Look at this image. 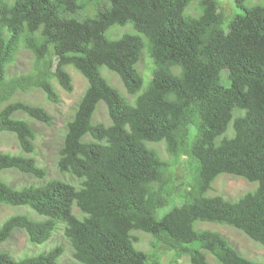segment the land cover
I'll return each instance as SVG.
<instances>
[{
  "label": "trees",
  "instance_id": "obj_1",
  "mask_svg": "<svg viewBox=\"0 0 264 264\" xmlns=\"http://www.w3.org/2000/svg\"><path fill=\"white\" fill-rule=\"evenodd\" d=\"M194 1L92 0L97 13L81 20L69 14L86 11L89 1L0 0V132L15 135L21 149L0 153V204L33 213L16 214L0 226V247L16 231L41 246L62 229L77 264H163L155 256L161 245L176 262L264 264L244 257L221 233L196 228L226 225L264 247V7L246 8V0H236L244 14L225 30L218 0H202L200 14L191 16L186 12ZM127 24L137 34L106 36L112 26ZM20 46L35 56L34 72L9 78ZM145 50L154 64L149 81L137 67ZM68 67L88 87L67 123L58 168L80 185L52 179L14 188L3 173L47 177L33 157L32 124L16 115L45 125L53 117L12 98L36 88L58 103L53 81L74 91ZM103 67L117 74L133 103L103 76ZM100 103L110 125L94 122ZM193 132L199 176L187 182L182 204L159 216L175 195L174 170L184 157L188 169ZM150 143H164L169 160ZM222 174L258 187L236 200L207 196ZM134 232L153 237L152 254L137 248ZM63 253L56 246L16 260L0 249V264H59Z\"/></svg>",
  "mask_w": 264,
  "mask_h": 264
},
{
  "label": "rangeland",
  "instance_id": "obj_2",
  "mask_svg": "<svg viewBox=\"0 0 264 264\" xmlns=\"http://www.w3.org/2000/svg\"><path fill=\"white\" fill-rule=\"evenodd\" d=\"M86 1H89L86 11H84V9L83 11L79 10L74 15L69 14V17H75L81 20L88 17H94L97 10L95 9L92 0ZM201 1L202 0H195L189 6L186 13L191 16H198L200 14ZM218 2L220 4L219 9L225 16L224 29L227 30L228 22L235 19L239 15H243L244 10L236 4V0H218ZM243 5L246 8L257 5L264 7V0H246ZM125 34H137V31L134 29L132 24H127L125 26H112L106 32V36L109 39H118ZM34 65L35 56L32 52L25 49L23 46H20L15 62L9 68L8 77L12 78L32 74L34 72ZM137 67L146 81H149L152 78L154 64L146 50L143 52ZM67 70L72 76L74 91L69 93L65 91L56 81H53V85L60 96V101L58 103L51 102L42 90L36 88L18 92L14 98H12V101H22L41 106L53 117L51 125H45L41 122L31 120L23 114L16 115V118L28 120L32 124L36 134L35 154L33 157L37 160L39 166L46 170L47 177L45 180H39L17 170H11L3 173L1 175L2 178L14 188L20 189L30 185L38 186L52 179L70 182L77 188L80 185L79 180L68 173H62L58 168L59 152L64 142L67 123L73 119L76 107L88 87L87 80L74 67H68ZM102 74L112 86L120 90L130 103H133L135 96L127 93L126 88L117 74L110 71L106 67L102 68ZM147 84L148 83H145V86ZM100 104L101 105L94 116V122L110 125L111 119L108 114L107 106L104 103ZM194 129L195 127L192 128V130ZM229 132H232V127L229 129ZM194 142L195 134L193 132L188 140L187 151H189V154H191ZM148 146L156 149L163 159L169 160L170 156L166 151L164 143H150ZM0 153H21V149L15 135L8 132H0ZM190 156L191 158L189 160L191 164H188V169L183 162L184 160H188L187 157H184L182 163L175 168L174 177L176 180V192L169 204L160 211L159 216L165 215L172 210L174 206L181 205L183 202L182 195L184 194L187 182L190 181L193 183L195 179L198 178L199 164L193 158L192 154ZM257 187V183H250L241 177H236L230 174H222L214 182L211 190L207 193V196H223L229 200H236L247 192L255 191ZM74 213L76 216L82 217L80 210L76 206L74 207ZM16 214L33 215L32 211L28 208L11 207L0 204V226L8 218ZM196 228L198 230L208 229L221 233L244 257L256 262L264 263V247L250 240L242 231L226 225L211 223H197ZM133 234L138 239L136 244L137 248L147 254H152L153 237L143 232H134ZM56 246H62L64 248V253L59 259V264H77L72 257V249L69 242L64 237L62 229L59 230L49 242L41 246L32 244L25 232L16 231L11 239L2 245L0 249L10 253L13 258L17 260L22 259L25 256H33L42 252H47ZM155 256L163 264H190L188 257L176 262L174 260V252L165 245H161L159 247ZM210 260L211 262H215L213 258H210Z\"/></svg>",
  "mask_w": 264,
  "mask_h": 264
},
{
  "label": "clouds",
  "instance_id": "obj_3",
  "mask_svg": "<svg viewBox=\"0 0 264 264\" xmlns=\"http://www.w3.org/2000/svg\"><path fill=\"white\" fill-rule=\"evenodd\" d=\"M141 57H142V56H141ZM138 64H139V63H138ZM104 104H105V103H104ZM100 105H101V104H100ZM100 105H99V106H100ZM98 108H99V107H98Z\"/></svg>",
  "mask_w": 264,
  "mask_h": 264
}]
</instances>
